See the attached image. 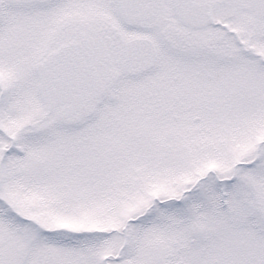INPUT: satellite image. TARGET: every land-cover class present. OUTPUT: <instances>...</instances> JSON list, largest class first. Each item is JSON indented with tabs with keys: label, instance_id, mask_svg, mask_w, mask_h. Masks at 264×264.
<instances>
[{
	"label": "snow or ice",
	"instance_id": "obj_1",
	"mask_svg": "<svg viewBox=\"0 0 264 264\" xmlns=\"http://www.w3.org/2000/svg\"><path fill=\"white\" fill-rule=\"evenodd\" d=\"M0 264H264V0H0Z\"/></svg>",
	"mask_w": 264,
	"mask_h": 264
}]
</instances>
